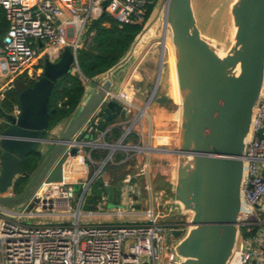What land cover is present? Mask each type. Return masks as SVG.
<instances>
[{"label": "water", "instance_id": "95a60500", "mask_svg": "<svg viewBox=\"0 0 264 264\" xmlns=\"http://www.w3.org/2000/svg\"><path fill=\"white\" fill-rule=\"evenodd\" d=\"M160 14L163 26L170 28L180 94L177 148L170 150L177 155L173 201L180 213L189 214L185 231H171L175 239L171 264H228L241 234L245 140L263 83L264 0H237L230 5L236 30L223 56L200 33L191 0H155L125 54L87 81L73 114L50 130L49 97L57 79L72 70L74 56L69 47L63 48L56 61L44 56L41 76L17 94L18 116L0 108V193L19 175L28 155L37 152L41 156L26 186L15 196H0V205L24 203L44 179L61 181L63 171L66 181L68 170L84 172L83 157L77 163L69 158L79 146H89L92 138L84 124L105 93L116 87L119 70L140 50ZM161 56L160 50L155 82L140 92L146 107L170 99L159 93ZM97 115L108 122L126 118L114 99L102 103ZM57 127L60 130L52 132ZM106 194L114 202L113 186L106 187ZM33 206L34 201L29 207Z\"/></svg>", "mask_w": 264, "mask_h": 264}, {"label": "built area", "instance_id": "2783aa9c", "mask_svg": "<svg viewBox=\"0 0 264 264\" xmlns=\"http://www.w3.org/2000/svg\"><path fill=\"white\" fill-rule=\"evenodd\" d=\"M105 2V4H103ZM154 0H0V13L6 22L0 23V101L15 88L16 79L24 76L36 80L42 74L39 61L47 56L56 61L64 47L73 52L72 71H79L77 53L91 42L94 32L89 30L91 20L108 14L119 25L141 23L146 19L147 7ZM134 87L124 84L117 91L105 93L83 129L91 136L88 147L79 146L76 155L69 156L72 163L83 157L84 172L89 175L80 180L78 192L68 188L73 172L68 170V181L44 179L20 212L0 205V264H171L175 259L172 250L174 237L171 231L186 229V221L167 220L175 215L178 207L173 198L159 199L153 195L151 185L144 186L149 194L143 210L144 218L138 221H107L82 223L81 216L86 195L91 184L104 172L109 163H116L117 150L147 154L155 147L125 143L124 139L135 133V126L142 121L141 109L134 101ZM117 100L126 118L119 125L123 130L114 142L100 139L98 113L101 104ZM17 117L19 104L11 111ZM96 116V117H95ZM136 134V133H135ZM137 137L139 134H136ZM243 172L240 184L241 203L239 223L241 234L235 252L236 264H264V82L260 100L254 109L248 138L245 140ZM149 147L150 149H146ZM103 148L108 152L101 160H94L91 151ZM128 156L121 160L127 161ZM135 172L122 177L121 196L132 206L133 194H140L132 178L148 176L150 163L142 160ZM93 167V168H92ZM92 168V170H90ZM12 184L0 196L12 197L17 193ZM173 187V184H172ZM166 196V194H165ZM105 199V194L101 200ZM34 201V206L29 207ZM122 214L121 210L117 211ZM179 214H182L179 212ZM170 215V216H171ZM183 215V214H182ZM54 217L56 222L25 223L22 218ZM254 232L244 235L242 232ZM172 240L173 243H172ZM234 252V253H235ZM229 263V262H228Z\"/></svg>", "mask_w": 264, "mask_h": 264}, {"label": "trees", "instance_id": "16d2710c", "mask_svg": "<svg viewBox=\"0 0 264 264\" xmlns=\"http://www.w3.org/2000/svg\"><path fill=\"white\" fill-rule=\"evenodd\" d=\"M154 2L147 7L146 19ZM0 23L2 30L5 29L6 22L1 13ZM143 23L144 22L119 25L108 14H101L98 18L90 21L88 28L92 30L94 34L91 42L78 50L77 63L79 71L70 70L68 73L58 78L54 83L48 102V130L73 114L83 95L87 81L95 75L106 71L125 54L132 41L141 30ZM33 81L34 79L19 76L16 79L15 88L9 90L3 100L0 101V108L5 112L11 111L13 105L18 104V92L30 86ZM110 123L111 122L106 121L104 116L101 115L98 121V130L104 131ZM121 133L122 128L119 125L114 126L106 131V140L108 142H115L120 137ZM129 136H133V133ZM129 136L124 139L125 143L128 142ZM133 138L135 140V136H133ZM107 152L108 150L103 148L94 149L91 151V157L94 160H101ZM123 156L124 152L119 150L115 151L113 154L116 160L121 159ZM40 160L41 156L37 152H33L23 160L19 175H17L14 181L13 189L16 193H19L26 186L29 175L35 171ZM92 168L90 170H92ZM105 190L106 187L103 185L102 180L99 181L98 178L94 180L90 187V193L86 195L85 202L88 203L86 207L89 209L94 208L102 192L105 193ZM253 232L254 229L251 232L243 230L242 233L250 236Z\"/></svg>", "mask_w": 264, "mask_h": 264}, {"label": "rangeland", "instance_id": "374dc122", "mask_svg": "<svg viewBox=\"0 0 264 264\" xmlns=\"http://www.w3.org/2000/svg\"><path fill=\"white\" fill-rule=\"evenodd\" d=\"M191 2H192L194 16L196 19V24L202 36L205 37L212 44H214V46L217 49L221 50L222 52H226L232 44L231 29H232L233 24L231 20L232 17L230 15V5L233 2H235V0H191ZM154 26H155L154 29H152L149 32V34L147 35L145 39L146 40L145 43L141 46L139 53H138V56H145V59L143 62L144 67L147 69H150L148 67H151V78L149 79L150 81L149 84H153L155 82V79L158 74L159 56H160V50H161V39H162V31H163V14H160ZM168 30H169L168 34L171 36L170 28H168ZM172 54H173V48H172ZM169 61H171V52H168L165 55L164 66L162 70L163 74L161 73V77H160L159 93L168 94L170 99L164 104L152 103V106L154 104V106H156L155 108H158L160 112L164 113V115L163 117L151 116V114L150 115L148 114L150 112L149 109H147L148 107H146L142 120L145 123V129H144L145 134H147V132H149L152 128V130L150 131V133L154 135L153 136L154 141H152L153 143H151L152 146L166 147L167 149H176L177 148V138H178V133H179V121H180L179 104L180 103H179L178 91L177 92L173 91V88H171L170 78H171V70L173 66L170 65ZM42 63H43V57L40 59L39 65L41 66ZM133 87H134V97H135L136 95H138L137 90H136L137 87L135 83H133ZM172 99L177 103L176 105L173 104ZM143 106L144 104L139 107H143ZM171 114H173L174 117L171 118L170 117ZM1 118L2 117L0 116V119ZM162 135L167 136V140L165 142H161V141L157 142V137L162 136ZM119 151H122V150H119ZM167 153L168 154L164 155L161 159L158 160V162L160 163L163 170H165L167 178H169V180L173 184V178L175 176V170H176L175 168H176L177 155L173 152H167ZM137 154H139L140 157H143V156L145 157L146 151L137 152ZM110 174L111 173H108V176ZM88 175L89 174L87 172L73 173L71 177L72 183L68 184V188L73 190L74 192H78L80 185L79 183H77V181L80 180L82 182H85L89 177ZM101 179H102V175L98 177L99 181ZM172 184L168 183L166 186H162L161 188L155 187V189L154 188L152 189L156 191V193L163 194V198H168V197L173 198ZM143 195L144 197H146V200L149 201L148 192L147 191L143 192ZM101 203L102 205L99 209H103L105 211H110L116 207L117 208L123 207V205L121 204L112 203L106 200H102ZM138 206L139 205H137L136 207L138 208ZM7 207L14 212H20L24 209L23 204L8 205ZM82 211L85 212L84 207L82 208ZM170 215L171 214H169V217L167 218V220H170V221L174 220L175 218L181 219L182 221L183 220L186 221L187 218L189 217V214H183V215L179 214V210L175 211V215H171V216ZM22 221H24L25 223L34 224V223L45 222V221L46 222H56L57 219L54 217H48V218L47 217L46 218L45 217H35V218L23 217ZM81 221L82 223L89 222L90 218H88L86 215H82ZM113 221H127V220H125V218H121V219L115 218L113 219ZM173 241L174 240H172V243Z\"/></svg>", "mask_w": 264, "mask_h": 264}, {"label": "crops", "instance_id": "0c3cea01", "mask_svg": "<svg viewBox=\"0 0 264 264\" xmlns=\"http://www.w3.org/2000/svg\"><path fill=\"white\" fill-rule=\"evenodd\" d=\"M138 53L139 51L130 58V60L121 70H119L117 74L118 80L116 83V87L112 90L117 91L120 88H122L124 84L133 85V83H135L137 87L136 90H137L138 95H136L135 97L133 96V101L139 107L144 104V98L140 92L150 82L149 79L151 78V67H148L150 69H147L144 67L143 62H144L145 56H138ZM140 82H141V86H140ZM173 104L176 105L177 103L173 100ZM155 107L156 106H154V104L153 106L152 104L148 106L147 109H149L150 111L148 114L149 115L151 114V116H155V117L156 116L163 117L164 113L160 112V110ZM170 117L171 118L174 117L173 114H171ZM120 123H122V120L116 119L112 121L104 131L100 130L99 133L101 135L103 133L100 139L107 141L106 136H105L106 131L114 127L116 124H120ZM144 129H145V123L142 120L138 125L135 126V133L139 134L138 137L135 133H133V136H135V140L133 136H129L127 143L129 144L138 143L140 146H148V145L152 146L151 143H153L152 141H154L153 140L154 135L150 133L152 128L149 132H147V134L144 133L145 132ZM59 130H60L59 127H57L54 130H52V132H57ZM152 147H155L154 148L155 150L151 152L150 154L146 153L145 157L144 156L140 157L139 154H137V152L134 153V151L124 152V156L121 159L116 160L114 158V161H116V163H109L106 166L104 172L101 174L102 175L101 180L103 182V185L105 187L113 186L115 188V194L113 196L114 202L112 203L121 204L123 205V207L122 208L116 207L110 211L99 209L102 205L101 203L102 195L105 194L104 200L108 201L106 190H105V193L102 192L100 199L97 201L94 208L92 209L87 208L86 207L88 205L87 202L83 204V207L85 208L84 215L90 218L89 222H107V221H113V219L115 218L117 219L125 218V220L127 221H138L144 218L143 210L145 208V205L148 204L147 202L148 200H146V197H144L143 195V192L146 191L144 186L149 183L151 187L155 189V187L161 188L162 186H166L168 183L172 184L169 178H167L165 170H163L160 163L158 162L159 159H161L164 155H167L168 154L167 152H170V150L172 149L169 150L166 147H160V146L158 147L152 146ZM126 156H128V160L121 162V160L124 159ZM142 160L149 161L150 171H149L148 176L146 175L145 176H135L134 178H132V182L135 183L134 186H136V188L139 189L140 194L139 195L133 194L132 196L133 202H132V206H130L128 205L125 198H123L124 196H121V191L123 187L121 180H122V177L126 173L135 172L136 169L139 167L138 165L140 164ZM117 171L118 172L120 171V172L118 173ZM108 173H111V174L108 176ZM153 193L154 195H157L159 199H163L162 198L163 194L156 193V191L154 190H153ZM148 197H149V194H148ZM137 205H139L138 208L136 207ZM118 210H121V212L123 213L118 214L117 213Z\"/></svg>", "mask_w": 264, "mask_h": 264}, {"label": "bare ground", "instance_id": "6f19581e", "mask_svg": "<svg viewBox=\"0 0 264 264\" xmlns=\"http://www.w3.org/2000/svg\"><path fill=\"white\" fill-rule=\"evenodd\" d=\"M237 0H235L236 2ZM235 30H236V27L234 25H232V29H231V34H232V40H233V35L235 33ZM168 25H164L163 26V31H162V41H161V58H162V62H164L165 60V55L168 53V52H171V61L170 62V65L173 66L172 67V70H171V78H170V82H171V88H173V91H178V95H179V103H180V94H179V90H178V83H177V76H176V70H175V58H174V53L172 54V43H171V36L168 34ZM168 48V49H167ZM171 50V51H170ZM219 56H223L225 53L222 52L221 50H217L216 51ZM163 70V67L161 66L160 68V73L162 72ZM163 74V73H162ZM263 82H264V75H263ZM145 110H146V106H144L142 109H141V112L142 113H145ZM248 138V136L246 137ZM167 140V136L165 135H162V136H158L157 137V142L158 141H161V142H165ZM156 142V143H157ZM160 143V142H159ZM146 149H150L149 147H145ZM170 150V149H169ZM166 153V152H165ZM174 155V154H173ZM241 208H243V205L241 203ZM237 244L235 245V248H236ZM234 248V250H235ZM235 252V251H234ZM232 254V257L230 258L229 260V263L228 264H236L237 262V253L235 252Z\"/></svg>", "mask_w": 264, "mask_h": 264}]
</instances>
